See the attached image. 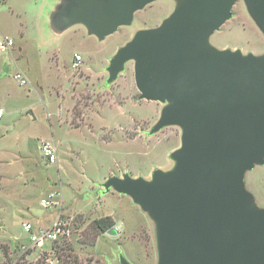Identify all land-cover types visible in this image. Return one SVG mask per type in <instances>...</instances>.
<instances>
[{
    "label": "rangeland",
    "instance_id": "1",
    "mask_svg": "<svg viewBox=\"0 0 264 264\" xmlns=\"http://www.w3.org/2000/svg\"><path fill=\"white\" fill-rule=\"evenodd\" d=\"M60 0H0V264H156L154 224L124 194L100 183L127 171L148 178L153 168L173 164L180 128L148 135L162 102L138 99L132 61L108 85L105 66L116 48L140 28L157 25L176 0H154L133 14L130 25L98 40L81 24L55 30L49 15ZM208 41L242 52L264 51V36L235 0L231 17ZM81 63L72 67L74 54ZM20 72L26 83L14 76ZM52 138L56 162L39 150ZM254 204L264 208V164L244 173ZM41 198L50 203L43 205ZM109 215L115 233L93 220ZM56 216L65 223L55 242L33 245L21 224L46 229Z\"/></svg>",
    "mask_w": 264,
    "mask_h": 264
},
{
    "label": "water",
    "instance_id": "2",
    "mask_svg": "<svg viewBox=\"0 0 264 264\" xmlns=\"http://www.w3.org/2000/svg\"><path fill=\"white\" fill-rule=\"evenodd\" d=\"M151 1L60 0L49 19L57 31L81 24L102 40ZM234 2L176 0L105 66L108 85L132 61L138 99L164 103L148 135L180 128L171 167H155L148 178L124 171L100 183L102 193L127 195L153 222L156 264H264V208L243 180L245 171L264 164V51L208 41L231 17ZM243 2L264 36V0ZM117 258L131 264L121 252Z\"/></svg>",
    "mask_w": 264,
    "mask_h": 264
},
{
    "label": "built area",
    "instance_id": "3",
    "mask_svg": "<svg viewBox=\"0 0 264 264\" xmlns=\"http://www.w3.org/2000/svg\"><path fill=\"white\" fill-rule=\"evenodd\" d=\"M13 42L8 37H3L0 39V50L9 49ZM81 61L79 54H74L71 59L72 67H77ZM14 76L18 79L20 83H26V77L20 73L15 72ZM1 114V111H0ZM39 150L48 164H53L56 162V147L52 138L42 139L39 143ZM40 202L43 205H48L50 201L45 198H41ZM65 223L56 216L51 222L50 226L46 229H41L34 231L31 224L28 222H23L21 227L23 231L28 233L29 240L33 245L40 246L46 241L52 243L58 240V235L64 232Z\"/></svg>",
    "mask_w": 264,
    "mask_h": 264
},
{
    "label": "trees",
    "instance_id": "4",
    "mask_svg": "<svg viewBox=\"0 0 264 264\" xmlns=\"http://www.w3.org/2000/svg\"><path fill=\"white\" fill-rule=\"evenodd\" d=\"M93 223L96 226V228L100 232H102V231H106L109 228H111V226L114 224V220L112 219L111 216L106 215V216H102V217L94 219Z\"/></svg>",
    "mask_w": 264,
    "mask_h": 264
},
{
    "label": "crops",
    "instance_id": "5",
    "mask_svg": "<svg viewBox=\"0 0 264 264\" xmlns=\"http://www.w3.org/2000/svg\"><path fill=\"white\" fill-rule=\"evenodd\" d=\"M76 54V53H75ZM81 57V56H80ZM71 63V62H70ZM80 63H81V61H80ZM117 78V77H116Z\"/></svg>",
    "mask_w": 264,
    "mask_h": 264
}]
</instances>
